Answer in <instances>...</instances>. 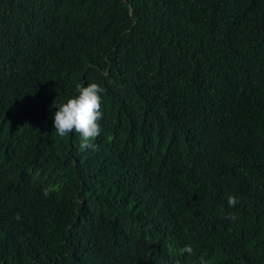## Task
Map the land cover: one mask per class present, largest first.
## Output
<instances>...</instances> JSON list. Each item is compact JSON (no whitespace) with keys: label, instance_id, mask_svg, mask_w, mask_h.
<instances>
[{"label":"trees","instance_id":"1","mask_svg":"<svg viewBox=\"0 0 264 264\" xmlns=\"http://www.w3.org/2000/svg\"><path fill=\"white\" fill-rule=\"evenodd\" d=\"M202 257L264 264V0H0V264Z\"/></svg>","mask_w":264,"mask_h":264},{"label":"clouds","instance_id":"2","mask_svg":"<svg viewBox=\"0 0 264 264\" xmlns=\"http://www.w3.org/2000/svg\"><path fill=\"white\" fill-rule=\"evenodd\" d=\"M104 90L96 83L85 85H77V95L68 98L66 102L57 105L54 113L53 127L55 134L63 139L75 132L80 138V151L93 148L91 143L96 140L101 134L100 120L103 118L102 113V96ZM44 195H50L51 189L45 188ZM238 202L234 196L227 198V203L230 207H234ZM229 219H236L235 216H229ZM16 219L20 216L17 214ZM182 252L191 255L193 248L190 245H185ZM200 264H209L203 257L200 259Z\"/></svg>","mask_w":264,"mask_h":264}]
</instances>
